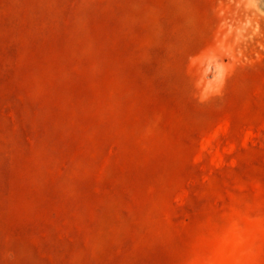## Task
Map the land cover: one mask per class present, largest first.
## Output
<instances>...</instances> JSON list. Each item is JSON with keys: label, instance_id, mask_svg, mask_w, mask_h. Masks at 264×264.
Segmentation results:
<instances>
[{"label": "rangeland", "instance_id": "obj_1", "mask_svg": "<svg viewBox=\"0 0 264 264\" xmlns=\"http://www.w3.org/2000/svg\"><path fill=\"white\" fill-rule=\"evenodd\" d=\"M0 264H264V0H0Z\"/></svg>", "mask_w": 264, "mask_h": 264}]
</instances>
